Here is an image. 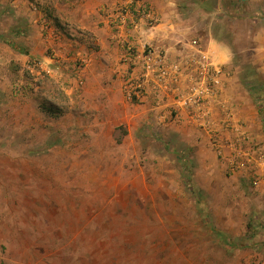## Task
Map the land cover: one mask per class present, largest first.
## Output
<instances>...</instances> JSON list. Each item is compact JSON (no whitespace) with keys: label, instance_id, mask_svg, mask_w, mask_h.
<instances>
[{"label":"rangeland","instance_id":"obj_1","mask_svg":"<svg viewBox=\"0 0 264 264\" xmlns=\"http://www.w3.org/2000/svg\"><path fill=\"white\" fill-rule=\"evenodd\" d=\"M42 7L0 0V264H264V184L251 180L264 176V0L238 14L224 3L215 22L243 98L239 130L144 109L127 65V107L82 98V60L52 70L44 59L59 57L50 38L66 25L52 15L38 38L21 29ZM69 69L75 82L61 79ZM237 148L252 155L233 169Z\"/></svg>","mask_w":264,"mask_h":264},{"label":"crops","instance_id":"obj_2","mask_svg":"<svg viewBox=\"0 0 264 264\" xmlns=\"http://www.w3.org/2000/svg\"><path fill=\"white\" fill-rule=\"evenodd\" d=\"M38 1L45 6V8L42 7L45 12L27 13L28 21L23 20L21 29L29 27L31 32L39 28L43 29L49 25L52 15L58 19L57 22L67 27L65 33L60 31L56 33V37H54L56 39L50 38V42L54 44L59 55L57 59L45 55L46 62H53L52 70L56 65L63 69L59 64H64L66 61L69 63L67 65H71V60L80 58L83 62L80 74L83 88L81 97L97 96L102 102H105L111 97V94H115L117 103L127 107L129 99H126L122 94L126 64L121 61L124 51L120 43L122 42L121 38L129 39L138 49H141L145 43L162 49L170 61H183L184 59L183 64L186 65V68H184V74L181 77L180 88L186 90L197 76L196 64H186L189 59L206 57L212 59L216 64H222V66L228 64L231 46L225 36H221L215 22L222 19L224 3L231 2L233 4L231 11L238 14L245 0H146L157 13L159 21L154 25L141 24L139 29H129L128 32L113 29L109 22V16L124 0ZM250 1L254 2L255 0ZM22 8L24 9L23 4ZM22 8L20 7L18 15H15L19 19L25 18L23 17L25 15H21L25 14V9L22 10ZM26 22H29L28 25ZM16 28L19 34H23L19 26ZM37 33L36 31V37ZM37 38L32 40V45L36 42L39 43ZM45 66L50 68L48 63ZM71 71V69L66 70L65 76L61 79L75 82L76 79L72 76ZM103 73L110 76L103 75ZM234 76L226 74L223 76V85L217 97L210 102L209 122L208 126H203L204 128H214L225 123L224 117L227 113H233L235 121L237 120L236 109L241 105L239 100L243 98L241 95H234L235 93L229 90ZM101 82H105L107 85L101 84ZM104 86L108 88L105 89ZM67 90L72 91V88ZM98 91L99 93H97ZM147 92L141 99L145 101L142 104L144 109L155 108L160 112L163 111L164 114H167V108L175 109L181 118H189L187 109L180 105L179 99L172 93L155 97V94L151 93L150 86L147 87ZM243 118L251 119V115L247 116L244 113Z\"/></svg>","mask_w":264,"mask_h":264},{"label":"built area","instance_id":"obj_3","mask_svg":"<svg viewBox=\"0 0 264 264\" xmlns=\"http://www.w3.org/2000/svg\"><path fill=\"white\" fill-rule=\"evenodd\" d=\"M159 21L157 13L146 2V0H124L109 16V22L118 29H138L141 24L154 25ZM126 27V28H124ZM122 42L126 53L122 61L127 65V94L130 97L141 98L150 86L156 97L172 93L179 99L180 105L187 109L190 122L196 125L208 126L210 102L216 98L223 85L224 67L216 64L212 59L199 57L189 59L186 64H196V78L186 90H181L180 81L183 76L185 64L182 60L170 61L164 50L154 48L149 44H143L138 49L129 39L124 38ZM131 69V70H129ZM175 110V109H173ZM176 117L181 118L175 110ZM234 114L227 113L224 117L225 125L239 130L234 120ZM206 124V125H205ZM252 155L250 151L235 149L232 159L234 166H240L243 156ZM255 163L261 160H255ZM245 162V161H244ZM252 162V161H250ZM254 168V167H253ZM252 169V167H251ZM252 184L260 187L264 184V176L256 169L253 170Z\"/></svg>","mask_w":264,"mask_h":264},{"label":"trees","instance_id":"obj_4","mask_svg":"<svg viewBox=\"0 0 264 264\" xmlns=\"http://www.w3.org/2000/svg\"><path fill=\"white\" fill-rule=\"evenodd\" d=\"M264 107L262 106V105H260V109H259V112L263 115V117H264Z\"/></svg>","mask_w":264,"mask_h":264}]
</instances>
